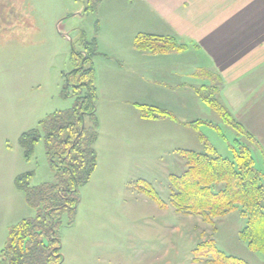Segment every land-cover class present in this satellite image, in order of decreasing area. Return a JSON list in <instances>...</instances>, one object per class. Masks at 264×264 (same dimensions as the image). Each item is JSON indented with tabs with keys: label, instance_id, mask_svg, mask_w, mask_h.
Listing matches in <instances>:
<instances>
[{
	"label": "rangeland",
	"instance_id": "obj_1",
	"mask_svg": "<svg viewBox=\"0 0 264 264\" xmlns=\"http://www.w3.org/2000/svg\"><path fill=\"white\" fill-rule=\"evenodd\" d=\"M96 11H83L75 0H0V167L24 166L33 173L31 184L53 181V172L43 140L26 160L18 137L47 114L72 106L73 97L61 95L63 75L73 68L71 49L83 51L82 39H94L96 45L91 66L98 164L78 189L77 217L67 225L66 214L62 216L61 264H207L192 261V249L208 239L248 264H264V254L250 250L239 237L245 223L239 209L211 225L198 216L176 213L168 203V176L184 168L181 150L201 152L207 142L232 158L237 139L263 170L261 148L234 131L190 88L153 84L158 75L152 80L141 74L149 54L134 48L138 32L119 16L101 21ZM190 52L184 51L192 58ZM183 60L173 63L183 67ZM194 65L191 61L188 67ZM160 70L165 73L160 83L185 80L167 67ZM136 104L172 116L143 119ZM141 179L168 203L165 208L136 190L134 184ZM34 213L32 209L30 216Z\"/></svg>",
	"mask_w": 264,
	"mask_h": 264
},
{
	"label": "trees",
	"instance_id": "obj_2",
	"mask_svg": "<svg viewBox=\"0 0 264 264\" xmlns=\"http://www.w3.org/2000/svg\"><path fill=\"white\" fill-rule=\"evenodd\" d=\"M83 11H95L101 0H75ZM83 51L71 49L73 68L63 75L62 96H72L73 104L64 110L47 114L38 125L20 134L18 144L26 160L35 143L43 140L54 180L31 184L32 172L14 177L15 187L22 191L26 204L34 215L10 225L0 264H61L59 228L62 216L72 224L77 210L78 189L85 185L96 167L95 142L98 120L95 116L96 88L91 55L97 53L94 39L81 40ZM135 49L153 55L180 52L187 44L174 35L138 32L133 40ZM196 95L214 110L239 135L258 145L253 134L244 127L217 98L216 85H201ZM143 119L172 116L157 107L136 104ZM87 122V124H86ZM232 147V158L223 157L214 147L204 143L203 151L183 149L184 168L170 174L168 203L176 213L198 216L203 222L240 210L245 223L239 237L247 247L264 254V168L257 169L250 148L239 140ZM264 158V156H263ZM136 190L159 208L168 203L161 199L153 186L145 181L135 182ZM192 261L207 264H248L245 260L226 254L213 239L199 242L192 249Z\"/></svg>",
	"mask_w": 264,
	"mask_h": 264
},
{
	"label": "crops",
	"instance_id": "obj_3",
	"mask_svg": "<svg viewBox=\"0 0 264 264\" xmlns=\"http://www.w3.org/2000/svg\"><path fill=\"white\" fill-rule=\"evenodd\" d=\"M96 10L101 21L119 16L128 29L170 34L186 43L192 58L185 50L145 53L141 74L152 80L158 75L159 81L153 80L158 86H184L194 93L201 85H216L219 101L253 134L264 155V0H101ZM181 60L183 67L173 63ZM191 61L193 69L188 67ZM166 67L185 80L160 83L165 74L160 69ZM26 171L24 166L0 167V250L8 227L30 217L32 209L13 182Z\"/></svg>",
	"mask_w": 264,
	"mask_h": 264
}]
</instances>
